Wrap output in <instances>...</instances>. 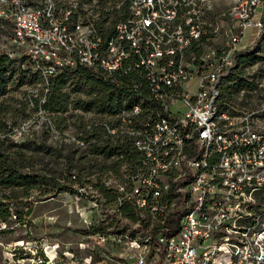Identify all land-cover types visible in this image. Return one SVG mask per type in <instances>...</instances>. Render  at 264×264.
I'll use <instances>...</instances> for the list:
<instances>
[{
	"label": "built area",
	"instance_id": "2783aa9c",
	"mask_svg": "<svg viewBox=\"0 0 264 264\" xmlns=\"http://www.w3.org/2000/svg\"><path fill=\"white\" fill-rule=\"evenodd\" d=\"M257 2L210 19L205 0H123L106 35L94 1L0 0L1 24L33 72L83 69L122 100L89 127L125 146L96 186L136 234L89 237L92 250L126 247L115 264H234V224L259 216L264 201V98L230 83L262 31Z\"/></svg>",
	"mask_w": 264,
	"mask_h": 264
},
{
	"label": "rangeland",
	"instance_id": "374dc122",
	"mask_svg": "<svg viewBox=\"0 0 264 264\" xmlns=\"http://www.w3.org/2000/svg\"><path fill=\"white\" fill-rule=\"evenodd\" d=\"M59 1L64 5L71 0ZM88 1H94L100 7L97 13L99 23L104 21L105 25H110L124 16L123 0ZM205 1L209 7L208 18L214 19L242 0ZM252 17L261 20L262 31L253 42V51L245 61H240L230 83L244 89L249 93L248 99L259 104L264 98V0H258ZM254 34V30L248 33V41H252ZM16 51L8 30L0 23V57L8 56L13 60L7 66V76L10 77L7 91L0 97V149L15 152L26 149L24 146L29 141L36 142L41 147L39 156L31 159L32 162L24 158L18 165L21 171L22 167L41 170L44 178L30 182L28 185L35 188L25 197L22 196L25 190L23 183H9L7 174L0 175V212L4 214L10 207L2 226L4 232L0 233V264H115L126 247L107 244L103 250H92L89 237L117 232L135 236L131 228L134 222L113 218L112 209L104 205L96 186L106 172L97 166L89 167L87 159L90 156L86 153L89 142L78 145L75 141L84 133L81 129L83 124L88 125L87 131H91V124L101 118L97 117L95 109L84 111L90 102L107 97L121 105L122 100L113 90L75 76H64L63 73L51 77L37 73L34 76L22 74L20 61L15 60L20 57ZM34 79L35 82L30 84ZM59 80L62 91L70 97L60 129L52 125L48 114L41 108L49 86ZM239 98L234 90V100ZM43 122L50 127L47 132ZM75 150L74 161L70 163L67 157ZM84 154L86 157L79 160ZM109 161L106 160V165ZM83 183L95 187L90 191L87 189L83 197H78L77 189L86 185ZM52 185L69 187L73 192L62 190L56 194L55 188L49 191ZM256 205L259 216L234 224V264H264L262 195L258 196ZM15 209L21 211L20 218L16 217Z\"/></svg>",
	"mask_w": 264,
	"mask_h": 264
},
{
	"label": "trees",
	"instance_id": "16d2710c",
	"mask_svg": "<svg viewBox=\"0 0 264 264\" xmlns=\"http://www.w3.org/2000/svg\"><path fill=\"white\" fill-rule=\"evenodd\" d=\"M116 13V11H113ZM116 22V21H115ZM115 22H112L110 25H105L104 21H102V27L101 31L104 32L106 35L109 34ZM0 23L2 21L0 20ZM18 54L20 55L19 58H16V61H20V65L23 68L22 74L32 75L34 76L36 73H34L31 69L30 64L27 62V59L25 56H23L19 51ZM249 53H242L241 60L245 61V57ZM13 63V60H10L8 56H2L0 57V97L5 94L7 91L8 84L10 82V77L7 76L9 70L8 65ZM64 76H75L77 78H80L87 83H95L101 87L109 88L108 85H106L104 82H102L99 79H96L91 73H89L86 70L79 69L75 72H65L63 73ZM35 82V79L30 83L33 84ZM62 83L61 81H56L54 84H51L48 88V93L45 97L44 104L41 107L42 110L48 114V119L51 121L53 126H56L58 129H60V125L64 122L65 118L62 116L66 111H68L70 97L67 93L62 91ZM112 99H109L107 97H99L95 98L94 102H90L87 105V108L84 109V111H89L91 109H95L96 113H114L117 112L120 108V104H116L112 102ZM37 106V104H36ZM43 124L47 127L46 132L50 127L45 122ZM88 125L83 124L82 130L84 131L83 135L79 138L81 141L89 142L88 149H87V155H89V159H87V163L90 168H94V166H97L100 171L106 172L108 169H110L113 172H117L119 169L120 160H112L111 156L121 154L123 150H125V146L121 145L115 141H112L109 138H105V133L102 128H92L91 131H87ZM94 140L93 142H90ZM26 149H19L15 152H10L8 150H1L0 149V175L1 174H7V178L9 180V183H16L21 182L25 186L24 193L22 196H28V192L35 188L34 185H28L30 182H37L44 178L42 175L41 170H34L33 167L31 169L22 167L20 170V166L18 165V162H20L22 159L27 158L29 161L34 160L37 158L40 154L41 147L37 145L34 141H29L28 145L24 146ZM77 150L69 153L67 157L68 162L74 161L73 157ZM30 154L27 156V154ZM73 156V157H72ZM86 157V154H84L82 157H80L79 160H83ZM110 159L108 165H106V160ZM32 162V161H31ZM72 176V175H71ZM52 189L49 191H52L53 188H55V193L60 194L62 190L68 191L70 190L73 192L69 187H61L59 185L51 186ZM100 194L108 201L112 200V195L107 192L106 189L103 187H99ZM48 191V192H49ZM10 207L3 213L0 212V222L5 224V216L8 215ZM15 215L17 218H20L21 211L15 209L14 210ZM130 212L129 207L123 208V213L125 215ZM130 219L134 220L133 217H130ZM4 232V229L0 230L1 232Z\"/></svg>",
	"mask_w": 264,
	"mask_h": 264
}]
</instances>
